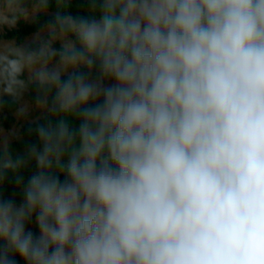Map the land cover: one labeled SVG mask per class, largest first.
Listing matches in <instances>:
<instances>
[{
    "label": "clouds",
    "instance_id": "clouds-1",
    "mask_svg": "<svg viewBox=\"0 0 264 264\" xmlns=\"http://www.w3.org/2000/svg\"><path fill=\"white\" fill-rule=\"evenodd\" d=\"M76 2L0 0V264H264V0Z\"/></svg>",
    "mask_w": 264,
    "mask_h": 264
},
{
    "label": "rangeland",
    "instance_id": "rangeland-1",
    "mask_svg": "<svg viewBox=\"0 0 264 264\" xmlns=\"http://www.w3.org/2000/svg\"><path fill=\"white\" fill-rule=\"evenodd\" d=\"M73 15L80 14L86 15L88 12V5L85 0H77L76 3L68 6ZM57 10L55 0L46 12L38 13L31 21L22 23L17 29L6 30L3 35V44L9 47L16 46H35V42L39 37H47L48 28L47 23L52 20L54 13ZM54 47H59V42L54 43ZM27 73H25V77ZM35 86L33 85L30 90L25 93L23 99L18 103L12 105L11 109H6L0 114V127L3 129V136L8 139L7 149L11 158L23 157L26 155V148L29 143H35L36 137L33 134L31 137L28 135L27 129L29 127L35 128L37 123H45L47 120L52 119L48 113H41L35 107ZM8 99V97H5ZM28 106L29 114L22 115L17 109ZM55 121L53 120V123ZM74 123V122H73ZM35 170L34 162L26 169L23 170L25 178ZM16 193L14 185L10 186L6 194L11 195Z\"/></svg>",
    "mask_w": 264,
    "mask_h": 264
}]
</instances>
